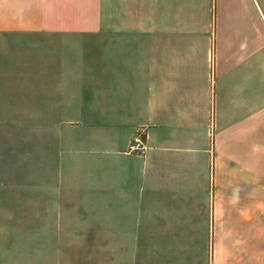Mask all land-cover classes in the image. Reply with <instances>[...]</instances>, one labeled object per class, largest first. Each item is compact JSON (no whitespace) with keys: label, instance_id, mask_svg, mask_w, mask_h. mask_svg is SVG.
<instances>
[{"label":"crops","instance_id":"0c3cea01","mask_svg":"<svg viewBox=\"0 0 264 264\" xmlns=\"http://www.w3.org/2000/svg\"><path fill=\"white\" fill-rule=\"evenodd\" d=\"M0 264H264V0H0Z\"/></svg>","mask_w":264,"mask_h":264},{"label":"built area","instance_id":"2783aa9c","mask_svg":"<svg viewBox=\"0 0 264 264\" xmlns=\"http://www.w3.org/2000/svg\"><path fill=\"white\" fill-rule=\"evenodd\" d=\"M147 152V145L143 138V134H139L135 137L133 142L130 144L128 153L130 154H138V155H145Z\"/></svg>","mask_w":264,"mask_h":264}]
</instances>
